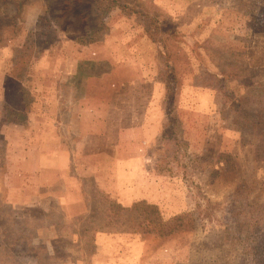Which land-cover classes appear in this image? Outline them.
<instances>
[{
	"label": "rangeland",
	"instance_id": "374dc122",
	"mask_svg": "<svg viewBox=\"0 0 264 264\" xmlns=\"http://www.w3.org/2000/svg\"><path fill=\"white\" fill-rule=\"evenodd\" d=\"M0 264H264V0H0Z\"/></svg>",
	"mask_w": 264,
	"mask_h": 264
},
{
	"label": "crops",
	"instance_id": "0c3cea01",
	"mask_svg": "<svg viewBox=\"0 0 264 264\" xmlns=\"http://www.w3.org/2000/svg\"><path fill=\"white\" fill-rule=\"evenodd\" d=\"M27 8L25 9L26 11V18L27 21H36L37 17L39 15L40 12H38V7L37 6H33L31 4H27L26 6ZM30 18V19H29ZM69 73V72H68ZM75 115V114H74ZM72 114V118H74V116ZM84 115H81L80 113H78L76 115V118L78 119L79 117L83 118ZM81 118H79L78 120H80ZM18 124H14V126L16 127ZM79 128V127H78ZM40 134L43 135V145L45 146V149H49L50 146L55 145L54 143H56V147L59 146L61 148H59V152H63V150L65 149L63 146V142H61V140L58 138H54L53 134H56V129L51 128V126L48 124L47 126H45L44 128H40ZM51 139V140H50ZM32 140V139H30ZM24 140V142L20 143L22 144V146L24 148H29V146H27V144L32 143L31 141ZM34 144V143H32ZM63 148V149H62ZM22 149V148H20ZM68 166V163L65 162V157L63 156L61 159H59L58 162L55 163V168L56 171L59 172V183L56 181H53L52 177H50L47 182L50 183L49 186V190L44 194V195H39L35 198H46V200H55V202L57 204H59V209L61 211H63L66 215H77V214H81L83 213V211H85V204L84 201L81 199V197L76 194L75 192H73L72 190H68V189H64L63 187V181L65 178H68V172H66V168ZM54 184V186L52 185ZM25 203V205H29V206H33L34 203H38L40 205H43L42 203H45L43 201H41V203L39 201H33L32 195L30 197H22ZM12 201V200H9ZM47 203H45L46 205Z\"/></svg>",
	"mask_w": 264,
	"mask_h": 264
},
{
	"label": "trees",
	"instance_id": "16d2710c",
	"mask_svg": "<svg viewBox=\"0 0 264 264\" xmlns=\"http://www.w3.org/2000/svg\"><path fill=\"white\" fill-rule=\"evenodd\" d=\"M142 225L140 230L146 234H157L159 236H166L182 226L183 222L180 218H173L171 222L163 221L160 216L158 218L144 217L141 221Z\"/></svg>",
	"mask_w": 264,
	"mask_h": 264
}]
</instances>
